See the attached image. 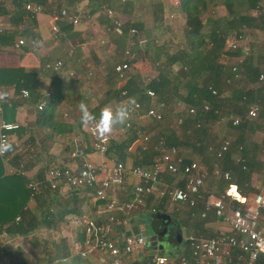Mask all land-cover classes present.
Masks as SVG:
<instances>
[{"label": "crops", "instance_id": "1", "mask_svg": "<svg viewBox=\"0 0 264 264\" xmlns=\"http://www.w3.org/2000/svg\"><path fill=\"white\" fill-rule=\"evenodd\" d=\"M36 1L37 0H24V3H38ZM38 4L42 6L43 12L34 16L33 18H29L24 15L26 16V18L22 20L23 24L21 25L20 23H17L13 26L12 22L9 21L10 19H8V15L4 13L0 14L4 21L6 30H12L10 33H13V31H15L12 38V43L16 40L17 37H21L24 39V46H22L20 49L11 48L10 45L12 43L10 45H0V69L19 68L22 69L24 73L33 75L32 90L28 91V98L9 101L16 102V106L13 109L14 111L10 108H7L9 110H7L5 113L4 110L2 111V117L5 120L6 117L4 116L9 115V117H7V119H9L8 122H15L19 125V127L20 125L24 126V132H27L22 137V139L19 140L16 138L15 133H13V135L11 136L10 142L15 143L17 148L14 153H23L29 147V145L30 147H37L35 148V151L41 153V155H39L38 159L36 160V163H34V166L30 170H24V168L19 169L18 166L14 167L10 165V163L3 165L4 174L6 176L11 175L12 172L20 170L22 173L19 175L25 176L27 184V182L29 181L43 180L45 170L48 167L49 163H61L71 166L75 165V161L68 159V152H65V148L61 145V142H55V140L57 139H51L46 143H39L38 141L40 137H44V135H41L40 133L39 136H36L34 134L31 135L33 140L24 143V139L29 136V132H36L37 130V128L33 124V122L35 121V113L37 110L35 106L40 100L41 95L44 93H48L50 95L49 101H51V103L48 108H50L52 113H55L54 120H62L71 127V132L65 134L62 138L64 141L66 140L65 144L67 142L68 145H70V141L72 138H75L77 136L80 137L83 140L87 158L95 164H98L101 161H107L106 164L110 166L111 162L109 160H122V162L126 164V166H147L150 162V156L148 154L140 153L138 144L135 141V138L137 136L136 132L149 135L150 133H155L157 134L156 136H150L155 138L157 137L158 139L159 137H163L165 138L166 142V137L173 135L175 140L180 142V144L189 147L193 146L195 147L194 151H200L202 149L203 154H206L207 156L209 155L204 150V148L207 146L206 144V146L204 147H196V136L192 133L191 130H186L183 132L186 135L185 138H179V136L175 134V132H171L170 134L168 132L162 133L163 131H165L163 130V128L169 127V121L164 122L162 129L158 128L159 130H156L152 128V124L154 123L149 119L143 117L137 118L135 116L132 117V126L130 129H124L123 125H117V128L113 129L110 135L111 141L107 153L105 155H99L91 152L89 149V141L85 136L88 125L80 123L81 112L78 106L82 100L88 104L90 111L98 115L100 110L106 104L115 102V90L117 91L118 89H122L129 76L138 75L144 82L149 81L157 76V72L151 69L150 66L145 69L143 68L145 64H148L146 58L143 56V50L147 45H163L166 46L167 49L175 46V44H171L172 38L176 33L180 32L185 23L184 15L181 11L182 8L180 0H153L152 2L135 0L133 3L122 5L119 4L117 0H40ZM257 4L260 6V9L255 10L254 8L248 13V15L254 19L253 25L242 28L241 30L242 34L245 36V44L239 50L241 52V55H248L252 50L258 48V64L264 65V11L262 10L264 8V0H259ZM61 8H65L69 14H81V16L83 17L82 20L75 25L69 24L64 18H59L55 22L57 33H53L50 28L51 22L49 20V11L50 9L58 11ZM107 8L112 10L113 18L119 21V23L122 25V31L120 34H117L113 30L111 21L105 17L104 10ZM210 11H214L215 16H211L209 14ZM224 14L225 11L222 7H216L208 10L205 15L206 17L216 18L223 16ZM65 25H71V28L64 30ZM129 28H133L136 30V36H133L134 38H130L128 36L127 30ZM31 40H34L35 42L30 45L29 42ZM228 43L229 42H227V46L229 45ZM124 50L130 51L131 54L130 70L127 73V78L124 81L115 82L112 79V77L115 76L112 69L116 64H119L125 60V57L123 56ZM57 60L61 61V68L58 71L50 72L43 69L44 64ZM233 62L234 59L231 60L230 65ZM147 70L148 72L154 73V75L150 76V78L148 79H146V77L144 76L146 75L145 72ZM68 83H72V93H69V86L65 87V85H67ZM14 86V83L0 84V87L5 90H12ZM234 86H236V84ZM251 86V84L249 86V84L241 80L239 81V86H236V90L242 91V93L248 92L251 91ZM262 87L264 88V85H262L260 89ZM59 88L63 96L60 100L56 99L55 103H53L51 99L56 97L54 96V91L55 89ZM65 93L69 94L64 95ZM161 101L164 103L163 118L165 117L164 109H166V106L168 105L167 103L169 102L170 104L165 111V114L168 113L166 116H168L169 111L172 110L173 112H176V114H174L175 118L184 117L183 115L181 116L179 114L182 109V106L179 102L172 103V100L170 98H166ZM154 102L156 101H153V103ZM11 110L13 112H11ZM176 110H178L179 112L177 113ZM260 111L261 110L259 108V112ZM64 117H67L68 119H65ZM219 120L218 122L214 121L213 123H222V121L220 120L221 122H219ZM227 123L229 128L232 129V132L226 135L229 136L232 133H235L231 135L233 136V140L235 141L239 140L240 137L247 138L246 135L251 133L248 129L243 130L242 125L237 128L232 127L229 122ZM209 125H207L206 130V133H209L207 134V138L210 136V138L213 139V137H211V135L213 134L208 131ZM253 131V133H261L258 136L259 141L257 143L260 149V154L262 155L260 156L264 158V154H262V150H264V128L256 130L253 129ZM132 132L134 133V135L132 134ZM220 132L221 130H219V133ZM163 134L166 135L164 136ZM227 136L221 134V136L219 137L220 139H218L219 143L225 138L229 139ZM232 142H230L228 152L225 155H228L230 165H233L235 168L240 170L236 165H234L233 158L235 156L241 157L240 150L242 148L239 149V146L233 142L232 147H234V150L236 148L237 151V155L233 156V151H230ZM217 145H214V147H216ZM42 146L47 149V153H45V151H42ZM177 146L179 145H176V147ZM241 146L243 147L242 144ZM181 153L184 155L185 152L183 153L181 151ZM120 156L122 159H119ZM184 156L188 159L196 160L198 162L203 158L199 153L194 154V152H192V154L187 153ZM242 160L245 169L243 171H240L245 172L246 165L243 158ZM201 165L203 166V164ZM42 167L44 168V170L42 171V175L40 176L39 171L43 169ZM10 170L12 172H9ZM106 175V171L104 169H100L97 179H104L106 178ZM38 176H40L39 179L36 178ZM167 176L168 174L166 172L160 175L161 185H176L180 188L183 187L184 178L182 175L172 177L169 182L165 181ZM227 183L228 181L225 183H219L212 180V182H209L208 185H213L217 191L219 189V186H223L221 190L227 188L228 186H234ZM128 184L124 185L123 188H113L110 193L114 195L119 200V202H121L124 199L128 198ZM71 190L72 189L68 187L61 186L57 190V192L60 195L65 196L67 192ZM84 191L86 200L81 206V214L92 220H99L97 221L98 223L104 224L107 215L103 210V205L100 202L95 201L93 190L84 189ZM263 191L264 190L256 191L255 193ZM249 194L251 195L254 193ZM164 202V199L150 197L146 200L143 210H139L131 214L118 212V217L127 218L128 225L122 226L119 223H113L111 225V236L115 241H117L119 245L121 243V238H123L129 232L142 235L144 231L140 230L139 227L141 221L144 218L148 219V217L152 215L154 216L155 214L148 212L150 208L155 209L156 213L160 212L169 215L172 233H176L177 235H179L178 240L173 244L174 253L164 251V255L174 256L175 254H177L181 245L180 241L184 238L182 237V235L180 237V232L182 229L187 233V235L191 233H199L205 237H211L215 235L219 230L227 231V228L224 226V224L216 221L209 213L205 220H195L193 222H203V230L194 232L191 230L193 223H190L187 217L188 210H186V208L180 209V211L176 213L177 215L173 216L171 214L173 212H171L169 208L166 207ZM34 204L35 200L33 198L32 200H28L27 207H32L34 206ZM66 227L59 225L57 231H59L60 233L62 231H66L67 236H61L67 237L68 239L72 240V243H74L73 249L75 253L78 254V248L76 245L79 244L75 243V236L80 229L73 225L71 221H69ZM16 239H21L22 241H24L19 237H8L5 232H1L0 243H3V255L0 258V264H12L10 262L11 259L9 258V256L6 255V251H9L10 253L13 252L11 248L14 249L13 244L15 245ZM80 245H82V243ZM79 247L81 249V246ZM153 248L156 252H159L157 251L156 247ZM140 254H142V256H147L152 253H144L142 250L141 253L129 258L130 260H132L131 264H138V260L141 257ZM81 258H86L87 260H89L90 264H101L100 261L102 259L96 252H93L92 254Z\"/></svg>", "mask_w": 264, "mask_h": 264}, {"label": "built area", "instance_id": "2", "mask_svg": "<svg viewBox=\"0 0 264 264\" xmlns=\"http://www.w3.org/2000/svg\"><path fill=\"white\" fill-rule=\"evenodd\" d=\"M12 0H0V11L3 6ZM119 4L133 3L135 0H117ZM152 2L153 0H144ZM24 15L29 18L40 14L42 6L35 2H25L21 5ZM257 4L255 10L260 9ZM264 11V8L262 9ZM49 20L51 22V31L57 33L55 22L59 18H64L69 24H78L82 17L80 15L69 14L65 8L58 11L50 9ZM1 13V12H0ZM211 16L214 11H210ZM104 15L112 23L113 30L118 34L122 31V25L113 18V12L107 8ZM24 16V18H26ZM85 17V16H84ZM6 30L4 21L0 15V35ZM128 36H136V30L129 28ZM133 37V38H134ZM35 41L31 40L29 44ZM230 49H240L245 44V36L241 33L236 39H228ZM13 49H20L24 46V39L17 37L10 45ZM125 60L116 64L112 71L118 81L126 79V73L130 70L131 54L130 51L124 50ZM241 64V58L234 59L232 71L236 72L237 67ZM61 68V61L48 62L44 64L43 69L50 72H56ZM237 78V75H234ZM229 81V80H228ZM227 81V82H228ZM264 85V73H259L255 82L252 83L251 91L257 92ZM122 96L126 95L125 90H121ZM145 96L153 100L155 95L151 89L144 90ZM215 95V90H211ZM29 92L25 88L15 90H5L0 87V137H6L9 142L14 131L19 125L15 122H8L2 117V105L6 102L16 99H26ZM50 95L44 93L36 104L37 110L45 108L49 102ZM132 101V100H131ZM124 99L123 102L130 105V118L124 129H130L132 126V117H143L154 123H160L163 119V102L158 101L151 103L145 110L139 101L134 104ZM202 110L207 111L208 106L202 105ZM230 110V109H229ZM187 114H195L194 108H188ZM259 114V106L256 103H249L245 114L229 115L220 117L221 121L229 122L232 127H238L243 120L254 121ZM183 118L175 119V126L181 127ZM199 124L193 125L194 129L199 128ZM89 149L91 152L105 155L111 141V137L98 138L87 126L86 130ZM135 141L138 144L140 153L148 154L150 162L147 166H126L122 160L101 161L98 164L91 162L87 158L86 149L83 140L79 137L72 138L70 141V151L67 153L68 159L75 161V165H64L61 163H52L46 170L43 180L29 181L26 188L29 191V200L41 193L43 190L55 191L61 186L68 187L72 190L85 189L93 190L96 202L103 205L106 213L105 223H98L84 215H74L70 217L73 225L78 227L83 234L82 245H76L80 257L96 252L99 254L101 264H131L129 258L142 252L144 248L143 235L127 233L121 238L118 245L114 240L111 230L113 223H119L122 226L128 225L125 217H118L117 213L131 214L143 210L148 198H160L165 200V205L169 210L178 212L180 209L188 210V220L193 223L195 220H205L210 213L216 221L224 224L226 230H219L211 237H205L202 234H188L181 241L180 249L174 256L162 254H150L145 258L140 254L138 264H264V191L250 195L242 196L234 186L217 192L213 185H208L209 181L225 183L228 181L229 172L220 167V161L228 152L230 140L225 138L216 146L207 145L204 150L211 156V163L208 167L202 166L198 161L186 158L181 151L173 145H168L165 138L159 137L153 141L149 134L136 132ZM196 147H200L195 142ZM242 147L239 146V149ZM264 154V150H262ZM9 159L8 152L0 155V163L7 164ZM234 165L240 170H244L243 160L239 156L233 158ZM21 169V165H18ZM100 169L106 171V178L97 179ZM9 172H12L11 170ZM166 172L172 177L183 176L184 184L180 188L176 185L165 186L160 184V175ZM20 170L12 174H21ZM129 182V184H128ZM129 186L128 198L119 202V200L110 192L113 188H123ZM149 213H156V210L150 208ZM18 217L14 221L17 222ZM0 243V258L3 255ZM81 246V249L80 247ZM148 256V255H147Z\"/></svg>", "mask_w": 264, "mask_h": 264}, {"label": "trees", "instance_id": "3", "mask_svg": "<svg viewBox=\"0 0 264 264\" xmlns=\"http://www.w3.org/2000/svg\"><path fill=\"white\" fill-rule=\"evenodd\" d=\"M39 1L36 2L39 3ZM180 1L185 23L180 32L172 38L171 44L177 45L172 49H167L163 45H147L143 50V56L151 69L157 72V76L147 82L141 80L138 75L129 76L123 88L115 90L114 97L116 98L115 102H123L124 99L139 101L144 110L151 103L153 104V101L158 102L166 98H170L172 103L179 102L182 106L179 114L184 116L181 125L183 131L191 130L196 136V141L200 146H203V140L207 137V125L210 123L218 122L224 115L243 116L249 103H256L264 109L263 87L259 92L242 93V91L236 90L239 81L242 80L250 86L256 81L258 74L264 72L262 69L264 65L258 64L259 49L252 50L248 55H241L239 49L232 50L227 46L228 39H236L242 33V28L253 25L254 19L248 13L255 8L259 0ZM23 3L24 0H12L6 3L0 11L2 14L8 15L13 26L17 23L23 24L24 13L21 7ZM216 7H222L225 14L216 18L206 17V12ZM70 28L71 25H65L64 30ZM11 31H3L0 35V45L12 43L15 31L10 33ZM236 58H241V64L237 67L236 72H233L230 62ZM234 75H237V78H234ZM112 79L115 82L118 81L115 76ZM32 80L33 75L24 73L22 69H0V84L14 83L16 91L19 88L32 90ZM71 84L65 85V87L69 86V93L73 92ZM235 84L236 86H234ZM146 89H151L154 92L153 100L145 96L144 90ZM121 90L126 91L125 96L120 94ZM211 90H215L216 94L212 95ZM54 93L56 97L51 99L53 103L63 96L60 88L55 89ZM50 103L51 101L42 110H36L33 124L37 130L35 129L36 132L30 131L29 136L27 135L28 137L24 139V143L33 140L31 135L39 136L41 133L44 137H40L39 143L57 139L55 142H61L65 152H69L70 145L67 143L66 146V140L64 141L62 138L71 132V127L62 120H54L55 113H52L48 108ZM167 104L166 109L170 102ZM203 104L208 106L207 111L202 110ZM15 106L16 102H6L2 108L5 113L9 110L7 108L13 110ZM188 108H194L195 114L188 115ZM12 110L11 112L14 111ZM262 115L264 117L263 113ZM4 117H6V121H9L7 119L9 115ZM195 123L200 125L196 130L192 129ZM241 125L243 130L251 131L256 128L254 122L246 120H243L239 126ZM116 128L117 126L114 129ZM14 133L19 140L27 132H24V126L20 125ZM132 134L134 135L133 132ZM85 136L88 140L87 133ZM156 138L153 137V141L158 139ZM166 140L168 145H180L173 135L166 137ZM236 142L243 145L240 155L245 161L246 171L242 172L233 165L231 166L228 155L223 157L220 167L229 171L230 177L227 184L234 185L242 196H246L256 192L251 186V176L257 166L255 149L258 147L247 142L243 137H240ZM12 145V150L8 152L7 163L14 167L21 165L22 169L30 170L41 155L35 151L37 147L29 145L23 153L17 154L14 153L17 149L15 143ZM46 150L42 146V151L47 153ZM119 159H122L121 156ZM51 164L49 163L48 167ZM3 165L0 163V234L5 232L8 237L22 238L37 257L34 261H28L21 248H11L12 253L6 251V255L11 259L10 262L14 264V260L17 258L21 264H90L89 260L81 258L75 253L72 240L61 235L57 239L51 237V234L58 233L59 225L66 227L71 216L81 214V206L86 200L84 189L71 190L65 196L60 195L57 190H43L34 196V206L27 207L29 191L26 189L25 176L19 174L6 176ZM43 170L44 168L39 171L40 176ZM40 176L36 178L39 179ZM170 176L168 174L166 182L171 180L172 176ZM221 188L223 186H219L217 192H220ZM15 217L19 218L17 222L14 221ZM202 226L203 222H195L192 224L191 230L201 231L203 230ZM82 241L83 234L78 231L75 243L81 244Z\"/></svg>", "mask_w": 264, "mask_h": 264}, {"label": "rangeland", "instance_id": "4", "mask_svg": "<svg viewBox=\"0 0 264 264\" xmlns=\"http://www.w3.org/2000/svg\"><path fill=\"white\" fill-rule=\"evenodd\" d=\"M176 45L177 44H175V46ZM164 47L167 48L166 46H164ZM172 48H173V46L170 47V48H168V49H172ZM148 66H150V65L149 64H145V66H143V68L145 69ZM145 73H146V75H144V76L146 77V79H148V78H150V76L154 75V73L148 72V70ZM260 110L261 111L259 112L257 119L255 121H253L256 124V126H257V128H255V130L256 129H260V128H264V117H262L263 116L262 113L264 114V109L263 108H260ZM176 111H177V113L179 112L178 110H176ZM167 114L168 113L165 114V112H164V116L165 117L163 118V120L160 123H154L153 122L154 124H152V128L153 129H156V130L158 128L159 129H162V127L164 125V122L165 121H169V127L163 128V130H165V131H163L162 133H167L168 132L170 134L171 132L172 133L175 132V134H177L179 136V138H181V137L182 138H185L186 135L183 133L184 131H183L182 127H176L175 126V119L176 118H175L174 114H176V112H173L172 110H170L168 116H166ZM64 118L65 119H68L67 117H64ZM219 122H221V121L219 120ZM208 128H209L208 131H210V133L213 134V135H211V137H213V139L210 138V136L208 135L209 137L208 138L206 137L205 140H203V143L204 144H203L202 147H204L206 145H212V146L217 145L219 143V140L218 139H220L219 137L221 136V134L227 136L226 134L232 132V129L229 128L228 123L225 122V121H222V123H213L212 122V123H210V125H209ZM212 130H214V131H212ZM219 130H221L220 133H219ZM250 132H251L250 134H247L246 135V137H247L246 138V141L247 142H250L251 144L257 145V147H258V143H257L259 141L258 136L261 133L260 132L253 133L254 132L253 130H251ZM207 134H209V133L207 132ZM233 134H235V133H232L231 135H233ZM150 135L156 136L157 134L150 133ZM163 135L165 136L166 134H163ZM231 135L227 136L230 139V142H232V140H233V136H231ZM233 142L235 144H237L238 146H241L240 142L237 143L235 140H233ZM233 142L231 143L230 151H233V153L232 152L231 153L234 156V155H237V151H236V148L234 150V147H232L233 146ZM66 146H67V142H66ZM177 148L180 151H182L183 153L185 152L184 155H186L187 153H191L192 154V152H194V154L195 153H199L200 156L203 157L202 159L200 157L201 160L199 161V163L200 164H203L206 167H208L210 165V163H211V156L210 155L207 156L206 154H203V150L202 149L201 150L199 149L200 151H194V148L195 147H193V146L192 147L184 146L183 144H180L179 146H177ZM255 150L257 152L258 158H257V156L255 157V162H256L257 166H255L254 173L251 176L252 177V181H251L252 184H251V186L256 191H262V190H264V158L261 157L262 155L259 152V150H260L259 147L256 148ZM209 182H212V181H209ZM247 197H248L247 202L249 203L250 194H248ZM171 212H173V213H171L173 216H176L177 215L176 213H178V212H175V211H171ZM151 218H152V216L148 217V219H145L144 218L141 221V224L139 226L140 227V230H143L144 231V233L142 234V235H144V237H143V241H144L143 252L144 253L145 252H148V253H152V254H155V253L164 254L165 252H163V253L156 252L155 249L153 247H151L150 244L148 243V238L153 233L152 230H151V228L149 227V222H150L149 219H151ZM171 230H172V228H171ZM180 233H181L180 234V237H181V235H182V237H185L187 235V233L183 229L181 230ZM60 235L67 236V233H66V231L65 232L62 231L61 233L58 231L57 234H56V232L53 233V234H51V237L54 238V239H57L58 236H60ZM15 241H16V243H15V245L13 244V247L15 249L18 248V247L21 248L23 250L24 257L26 259H28V261H34L37 258L33 254V252L30 250V248L26 245L25 241H22L21 239H19V240L16 239ZM164 247L166 248L165 251L174 253V247H173V244L172 243L171 244H166ZM14 264H20V261H18V259L16 258L14 260Z\"/></svg>", "mask_w": 264, "mask_h": 264}, {"label": "clouds", "instance_id": "5", "mask_svg": "<svg viewBox=\"0 0 264 264\" xmlns=\"http://www.w3.org/2000/svg\"><path fill=\"white\" fill-rule=\"evenodd\" d=\"M131 103L134 104L135 100L132 99ZM78 107L82 123L90 125L98 138L110 136L117 125H125L130 118V105L125 102H110L100 110L98 115L90 111L88 104L83 100ZM12 148V143L6 137H0V155L11 151Z\"/></svg>", "mask_w": 264, "mask_h": 264}, {"label": "water", "instance_id": "6", "mask_svg": "<svg viewBox=\"0 0 264 264\" xmlns=\"http://www.w3.org/2000/svg\"><path fill=\"white\" fill-rule=\"evenodd\" d=\"M149 227L152 230V235L148 238V243L151 247H156L157 251L164 252L165 245L171 244L170 237L172 236V230L170 225V216L164 213L157 212L149 219ZM179 235H177L178 240ZM150 255L145 256L149 258ZM145 264V261H143Z\"/></svg>", "mask_w": 264, "mask_h": 264}, {"label": "flooded vegetation", "instance_id": "7", "mask_svg": "<svg viewBox=\"0 0 264 264\" xmlns=\"http://www.w3.org/2000/svg\"><path fill=\"white\" fill-rule=\"evenodd\" d=\"M177 241V234L172 233V236L170 237V242L174 244Z\"/></svg>", "mask_w": 264, "mask_h": 264}]
</instances>
